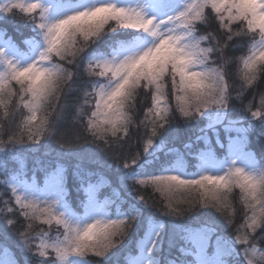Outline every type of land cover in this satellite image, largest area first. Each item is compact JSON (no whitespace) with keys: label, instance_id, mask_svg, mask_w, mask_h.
Wrapping results in <instances>:
<instances>
[{"label":"snow or ice","instance_id":"snow-or-ice-1","mask_svg":"<svg viewBox=\"0 0 264 264\" xmlns=\"http://www.w3.org/2000/svg\"><path fill=\"white\" fill-rule=\"evenodd\" d=\"M18 16L32 35L22 49L0 29V107L6 115L22 107L27 116L19 137L7 135L0 176L26 229L3 217L0 264L34 257L35 264H92L89 256L100 258L96 264H264V247H255L257 236L264 240V145L259 158L251 148L252 133L264 129V94L258 107L255 96L247 105L242 99L264 79V0H0V23ZM248 43L236 97L247 115L238 118L227 50ZM81 71L80 88L93 103L87 113L77 109L84 135L68 140L61 123L76 103ZM137 97L150 101L142 120L133 118ZM177 122L195 125L203 146L169 149L160 130ZM141 125L143 138L135 135ZM5 134L0 125V142ZM21 144L28 153H54L55 162L27 169L17 161ZM89 145L124 170L109 195V181H93L89 165L99 162ZM69 158L75 207L61 162ZM237 189L251 214L244 233L231 235L201 215L212 209L231 226L225 212ZM36 220L60 235L33 245L28 230Z\"/></svg>","mask_w":264,"mask_h":264},{"label":"trees","instance_id":"trees-1","mask_svg":"<svg viewBox=\"0 0 264 264\" xmlns=\"http://www.w3.org/2000/svg\"><path fill=\"white\" fill-rule=\"evenodd\" d=\"M202 25L198 26L200 29ZM212 28H216V24H212ZM0 29L7 32V35L11 37L17 44L20 46H24L22 42L26 39L31 37V26L27 22L26 18H20L19 16L16 18L9 19L3 23H0ZM204 34H207L206 31L202 30ZM258 38V37H257ZM251 44L248 43L243 48H237L236 50H227V58L230 61H235L234 63H231L228 67V71L230 73H233L234 75H231L228 77L229 83H230V90L231 94L234 100V103L236 104V107L233 111V116L238 118H243L247 113L244 111L243 107L240 106L239 101L236 100V97L240 95L241 93V84H242V78H241V64L239 63V57L242 55L247 54V47H250ZM67 68L72 69V65H66ZM86 73L81 71L79 73V76L76 79L77 89L74 91L71 99L76 101V103L70 105L68 110L64 113V119L61 123L62 131L64 132V136L68 140H73L76 138L77 135L83 136V128L82 124L84 122V119L86 117H77V109L82 108L85 113L88 112L89 108L91 107L93 103V98L91 96L85 97L84 96V89L80 88V84L84 79H86ZM87 91L91 92L92 89L88 88ZM264 94V79H258L257 82L253 85V88L247 89L244 91V94L242 96L243 104L247 105L250 100L253 99V96H255L254 105L259 106V100L260 95ZM78 98V99H77ZM85 99H87L88 103H85ZM171 102V101H170ZM14 103L18 104V99L14 100ZM150 101L146 99H142L140 97L136 98V107L134 109V112L138 115H134V119L142 120L143 119V113L147 111V107L145 105L149 104ZM26 110L22 107H19L17 111L9 112L7 115L5 114V109L0 107V125H3L4 132L6 133L3 135V141L0 142V151L6 152L9 149V145L7 144V135H15L17 137L20 136L21 132L23 131V120L26 118L25 114ZM178 115V114H177ZM151 119V117H149ZM168 139V148L169 149H175L180 152H188V151H196L197 148H200L203 146V142H196V136L199 134L198 129L195 125H192L191 127L186 125L183 122H177L175 124L166 125L165 129L160 130ZM144 127L143 125L140 126V129L138 132L135 133L136 137L143 138L144 137ZM211 135V133H209ZM221 137H223V133H221ZM26 139V137H25ZM44 141H41V144H43ZM143 140H141V146H142ZM5 144V145H1ZM186 145H191V147H186ZM264 145V129L257 128L254 133H252L251 136V148L252 151L255 154H259V151L261 150V146ZM25 145H17L16 149L18 152L17 155V161L23 162L26 165V168L31 170L36 167H40L41 163L43 165L47 166L55 162V154L52 155H45V149H40V151L36 153H28L26 152ZM54 147V146H53ZM90 148H92L93 153L95 155V159L99 163H92L89 165L90 169L95 173L93 176V181H99L101 179L109 181L111 184V188H105L103 189V195H109L111 194V191L113 188H118V180L117 178L123 173V169L119 166V164L116 162V160L111 159L107 156H105L104 152L97 148L95 145H89ZM0 154H2L0 152ZM62 163H65L69 169V189L71 192V201L70 203L75 207L78 205L79 202V193H77L75 189V181L73 180L71 176L72 168L75 164V159L69 158L66 160L61 161ZM10 166H16V165H10ZM191 171V169H190ZM38 177H41L43 173H38ZM4 177L0 176V222H2L3 217L5 215H8L10 218H12L15 221V227L16 229H19L21 231H24L26 229V221L24 218L19 214V209L15 207V205L12 202V199L10 197V193L6 186L2 183ZM238 189L234 191L233 196L230 197L231 201V207L226 210L225 215L228 216L232 220V225H227L223 217L220 216L219 213H216L212 209H203L202 210V219H215L217 223L220 224L222 230H224L227 234L231 235H237V234H243L245 229L242 227L246 220V213L247 215L250 214L246 208H244L243 204L239 201L238 198ZM123 194V193H121ZM144 194L146 196H151L152 189L149 187L144 190ZM156 196L159 194L156 193ZM192 196H196L195 193L191 194ZM5 201L8 203L5 204ZM13 207L14 211L12 213L7 212V207ZM240 228V233H237L236 229ZM62 231L60 229L57 230V226L55 224L48 226L43 225L39 222V220H36L33 222V226L29 232L30 242L33 245H38L40 243V239L48 234H59ZM15 243V240H14ZM255 247H264V240H261L259 236L256 238ZM33 251L35 252L36 249L33 248ZM53 255L50 253L49 258H52ZM93 257V256H89ZM88 257V258H89ZM96 258V257H95ZM100 259V258H99ZM36 258H33V264H35ZM95 262L98 261L94 260Z\"/></svg>","mask_w":264,"mask_h":264},{"label":"rangeland","instance_id":"rangeland-1","mask_svg":"<svg viewBox=\"0 0 264 264\" xmlns=\"http://www.w3.org/2000/svg\"><path fill=\"white\" fill-rule=\"evenodd\" d=\"M22 2H23V0H22ZM202 28V30H204L205 31V29H204V26L202 25L201 26ZM11 38V37H10ZM12 39V38H11ZM258 39V38H257ZM13 40V39H12ZM14 41V40H13ZM15 42V41H14ZM16 43V42H15ZM17 44V43H16ZM17 45H19V44H17ZM21 48L23 49V48H26V45H24V46H21ZM15 87H17L18 88V86H15ZM171 103H174V101H171ZM26 110V109H25ZM25 114H26V116H27V110H26V112H25ZM1 145H5V144H1ZM37 147H39V146H37ZM1 149V148H0ZM1 153H3V151H0ZM255 154V153H254ZM256 156H257V158H259L260 157V155H261V150L259 151V154H255ZM42 178H43V175L41 176V177H38V179L39 180H41L42 181ZM196 195H197V193H195ZM251 214V213H250ZM249 214V215H250ZM259 231V230H258ZM60 235V233L59 234H55V235H53V234H48V235H46V236H44L43 238H41L40 239V241L43 239V240H46L47 242H51V240L52 239H55L56 237H58ZM258 249L259 248H261V247H257ZM53 256H54V254H52ZM97 258V257H96ZM96 258L95 257H89L88 259L92 262V264H96V262L94 261V260H96ZM98 259V261L100 260L99 258H97Z\"/></svg>","mask_w":264,"mask_h":264}]
</instances>
